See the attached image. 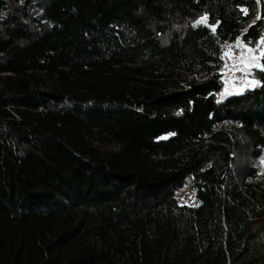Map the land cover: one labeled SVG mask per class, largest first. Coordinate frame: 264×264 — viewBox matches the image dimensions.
<instances>
[{"label": "trees", "instance_id": "obj_1", "mask_svg": "<svg viewBox=\"0 0 264 264\" xmlns=\"http://www.w3.org/2000/svg\"><path fill=\"white\" fill-rule=\"evenodd\" d=\"M263 34L264 0H0V264H264V71L218 100Z\"/></svg>", "mask_w": 264, "mask_h": 264}, {"label": "rangeland", "instance_id": "obj_2", "mask_svg": "<svg viewBox=\"0 0 264 264\" xmlns=\"http://www.w3.org/2000/svg\"><path fill=\"white\" fill-rule=\"evenodd\" d=\"M258 16L259 14H257V18ZM202 18L204 16L199 18L198 21L205 22ZM262 40H264V34L257 40L255 45L243 41L240 37L232 43L223 45L221 55L224 67L221 72L224 86L218 94L219 101L258 85V79L252 73L253 70L260 69L262 66L261 57L264 53V44L259 43ZM250 49L251 51H249ZM254 57H259V59H254ZM250 81H255V85L250 84ZM255 164L259 172L264 173V153L255 161ZM175 197L179 204H198L191 178H188L186 184L175 192Z\"/></svg>", "mask_w": 264, "mask_h": 264}, {"label": "snow or ice", "instance_id": "obj_3", "mask_svg": "<svg viewBox=\"0 0 264 264\" xmlns=\"http://www.w3.org/2000/svg\"><path fill=\"white\" fill-rule=\"evenodd\" d=\"M202 20H206V17L202 18ZM199 23H201V21H198V22H197V24H199ZM193 26L195 27L196 25H193ZM259 43H260V44H264V40L260 41ZM249 51H251V49H250ZM226 55H227V54H226ZM254 59H259V57H254ZM260 70H261V71H264V66H261V67H260ZM249 83H250V84H253V86H254L256 82H255V81H250Z\"/></svg>", "mask_w": 264, "mask_h": 264}]
</instances>
